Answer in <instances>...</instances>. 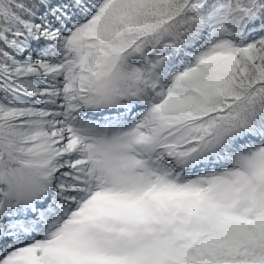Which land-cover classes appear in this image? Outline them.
Returning a JSON list of instances; mask_svg holds the SVG:
<instances>
[{"label":"snow or ice","instance_id":"obj_1","mask_svg":"<svg viewBox=\"0 0 264 264\" xmlns=\"http://www.w3.org/2000/svg\"><path fill=\"white\" fill-rule=\"evenodd\" d=\"M0 264H264V0H0Z\"/></svg>","mask_w":264,"mask_h":264}]
</instances>
